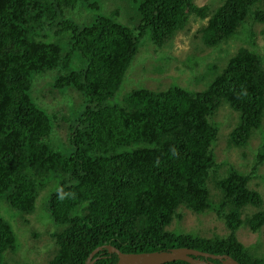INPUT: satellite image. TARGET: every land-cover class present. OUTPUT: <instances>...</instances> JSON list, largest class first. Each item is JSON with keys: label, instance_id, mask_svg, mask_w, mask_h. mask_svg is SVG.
<instances>
[{"label": "trees", "instance_id": "trees-1", "mask_svg": "<svg viewBox=\"0 0 264 264\" xmlns=\"http://www.w3.org/2000/svg\"><path fill=\"white\" fill-rule=\"evenodd\" d=\"M79 2L90 0H0V197L20 212H33L41 186L51 174L59 176L47 210L62 228L53 234L57 249L48 264H85L93 250L105 245L128 253L188 247L227 254L241 264H264V256L237 236L242 225L255 233L264 225L263 198L250 187L264 162V138L249 172L230 166L221 175L213 145L219 134L213 117L222 101L239 114L229 147H244L263 131L264 56L239 47L204 91L179 85L137 88L122 104H106L120 89L148 32L161 47L187 27L192 15L208 18L199 29L201 40L217 48L249 21L264 23V0H225L215 12L194 0H142L134 29L109 16L81 25L65 13ZM88 7L99 9L96 2ZM248 36L253 44V33ZM75 51L86 67L54 82L58 89L73 87L87 102L70 134L74 151L66 156L45 141L51 118L29 90L33 72L67 68ZM211 174L217 200L207 187ZM181 207L195 213L215 210L228 233L204 237L169 229L175 218H182ZM247 207L257 210L243 217ZM16 248V235L0 216V264L4 252ZM96 257L94 264L118 261L106 248Z\"/></svg>", "mask_w": 264, "mask_h": 264}, {"label": "rangeland", "instance_id": "rangeland-1", "mask_svg": "<svg viewBox=\"0 0 264 264\" xmlns=\"http://www.w3.org/2000/svg\"><path fill=\"white\" fill-rule=\"evenodd\" d=\"M224 1L194 0L197 5L209 4L212 12H215ZM95 2L98 3L99 9H90L88 5ZM141 2L142 0H90V2H79L73 10L65 9V13L67 17L81 25H92L100 16H109L114 21L134 29L141 18L138 10ZM207 20L208 18L192 15L187 27L161 47L153 43L150 32L144 35L140 39L139 50L126 72L120 89L106 101V104H122L124 98L137 88L165 90L173 85H179L190 91H204L220 73L227 58L239 47L253 48L264 56V23L249 21L237 37L220 47L212 48L203 44L199 33V29L205 26ZM250 33L254 35L253 44L248 36ZM63 51L65 52L66 49ZM212 64L217 65L218 70H211ZM85 67L86 61L81 58L78 51H75L72 62L67 68L33 72L31 75L32 86L29 95L40 108L47 111L51 118L52 132L45 141L66 156L74 151L70 134L82 117L87 102L85 97L73 87L58 89L54 87V82L61 74ZM220 106L213 117L219 125V134L213 145L216 158L223 165L220 173L224 175L230 166L241 172H249L255 164L259 147L263 142L264 126L263 131L258 130L253 134L246 146L229 147L227 143L229 132L237 124L239 114L225 101H222ZM211 177L212 174L207 179V187L212 199L217 200L219 191L215 185V178ZM59 183V176L51 174L49 182L41 186L44 188L38 194L35 210L30 213L12 208L4 195L0 197V216L10 224L17 238V248L14 251L4 252L1 264L23 262L48 264L57 249L53 234L62 227H58L51 219L47 210V200L50 192L59 187ZM250 187L260 192L264 208V162L253 174ZM256 210V207H247L243 217ZM179 213L182 218H175L169 229L192 232L204 237L222 236L228 233L224 220L213 209L204 213H195L181 207ZM237 236L252 251L264 256V225L256 233L252 232L249 226L242 225L237 230Z\"/></svg>", "mask_w": 264, "mask_h": 264}, {"label": "water", "instance_id": "water-1", "mask_svg": "<svg viewBox=\"0 0 264 264\" xmlns=\"http://www.w3.org/2000/svg\"><path fill=\"white\" fill-rule=\"evenodd\" d=\"M106 248L109 253L118 256L116 264H164L172 261L182 260L189 264H241L227 254H213L188 247H173L161 251L128 253L123 252L113 245L100 246L93 250L85 264H94L98 257L94 255ZM218 260L219 262H216Z\"/></svg>", "mask_w": 264, "mask_h": 264}, {"label": "bare ground", "instance_id": "bare-ground-1", "mask_svg": "<svg viewBox=\"0 0 264 264\" xmlns=\"http://www.w3.org/2000/svg\"><path fill=\"white\" fill-rule=\"evenodd\" d=\"M182 31V30H181Z\"/></svg>", "mask_w": 264, "mask_h": 264}]
</instances>
